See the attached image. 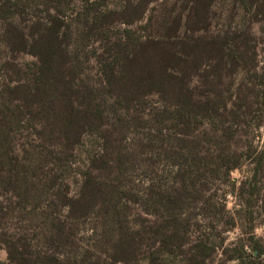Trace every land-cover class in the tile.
Instances as JSON below:
<instances>
[{
	"label": "trees",
	"instance_id": "trees-1",
	"mask_svg": "<svg viewBox=\"0 0 264 264\" xmlns=\"http://www.w3.org/2000/svg\"><path fill=\"white\" fill-rule=\"evenodd\" d=\"M143 1L134 6L135 11L129 10L133 5L128 3L123 15L139 12ZM254 5H264V1ZM199 7L193 6V12ZM8 8L2 1L0 19H4ZM46 10L50 23L44 30L35 32L30 28L24 33L6 17L2 28L8 49L24 51L38 59L32 79L5 86V104L12 118L6 114L2 127L10 129L12 122H21V113H28L40 150L35 149L37 159L33 164L23 165L13 161L4 145L9 178L20 184L16 204L27 225L17 238L6 237L7 226H0V243L5 244L12 264H128L140 255L148 264H159L163 252L174 256L192 242L187 235L191 208L196 203L211 204L210 200L215 204V193L209 201L201 196L209 187L210 172L216 175L222 169L226 182L232 171L243 165L246 153L229 149L234 127L224 122L227 113L236 118L242 115L240 109L228 110V99L235 93L232 105L240 107L243 92L241 88L232 91L219 84L221 71L234 66L240 54L237 50L215 49L212 43H195L181 55L160 40H139L131 29H125L123 40L113 44L116 53L112 60H103V55L94 51L101 74L92 81L89 75L80 78L81 67L76 62L84 48L82 39L75 37L80 41L76 47L71 48L68 40V47L58 49L64 44L62 38L66 41L74 29L63 9L55 7L54 13ZM113 14L98 13L95 22L98 19L104 25ZM85 17L86 9L70 19L86 23ZM180 19L176 15L171 29ZM41 25L37 22L33 27ZM93 29L90 25L88 32ZM207 61L209 64L204 63ZM203 63V82L196 87L186 86V80L195 71L198 74ZM149 94L158 96L162 110L140 115L142 107L137 108ZM260 96L264 109V89ZM201 122L206 124L205 129H201ZM132 124H137L138 133H143L132 135L131 144L125 145ZM7 129L4 128L5 139L9 137ZM85 136L96 139L100 149L98 153H88L72 182H64L62 175L53 170L62 165L72 167L70 160L76 156V149H81ZM263 157L261 151L256 158L259 165ZM49 158L54 163L50 173L45 167ZM29 171L34 180H29ZM135 171L144 180L142 187L132 185ZM237 195L249 213L246 230L252 236L258 182L242 181ZM226 197L231 199L233 195ZM221 203L227 211L225 198ZM134 206L141 211L137 213ZM16 207L0 209V225ZM230 216L233 228L237 219L231 212ZM26 227L33 228V238ZM246 246L241 244L238 254L229 258H242ZM252 247L254 258L263 254V245ZM215 248L210 238L198 239L190 247L195 257L208 255ZM187 264H193L192 259Z\"/></svg>",
	"mask_w": 264,
	"mask_h": 264
},
{
	"label": "rangeland",
	"instance_id": "rangeland-1",
	"mask_svg": "<svg viewBox=\"0 0 264 264\" xmlns=\"http://www.w3.org/2000/svg\"><path fill=\"white\" fill-rule=\"evenodd\" d=\"M2 1H6L9 8L8 13L3 15L4 19H0V158L4 160L0 163V209L8 211L10 205L17 206L10 218L7 221L3 220V225H0L7 226L8 234L6 237H19L27 223L24 222L25 219L21 215V207L16 204L20 184L17 181H11L9 178L8 158L3 157L4 145L8 146L9 156L13 158V161L23 165H28L30 162L33 164L37 159L36 150L40 149L38 139L34 135L33 124L29 123L28 113H21L19 116L21 122H12L10 129L2 127V121L7 118L6 114L12 118V114L5 104V86L8 83L15 85L20 80L32 79L38 66V59L35 56L24 51L8 49L2 39V28L6 17L9 23L22 29L24 33L28 32L30 28L36 30L35 32L39 31V28L44 30L50 23L46 9L49 11L51 9V12L54 13L56 7L63 9L66 21L74 28L66 41L61 36L64 44L58 49L63 48L64 45L68 47V40L71 48L76 47L77 43L80 42L77 39H82L84 48L76 56V62L81 67L80 78L89 75L92 81L100 78L101 74V64L98 62L94 51L97 54H102L103 60H112L116 53L113 44L119 39L123 40L125 29H131L136 39L139 40L146 38L160 40L165 47L181 55H183L184 49L195 43L202 45L212 43L215 49L221 48L225 52L237 50V53L240 54L237 57L238 62L234 66L222 70L220 83H217L222 85L221 87L232 88V91L241 88L243 92L240 107L237 105L233 107L232 105V102H235L234 99L237 98L235 93L228 99V110L240 109L242 115L240 118H236L227 113L224 121L225 125L233 124L232 127H234V129L232 128L234 130L233 136L229 139V149L246 153L241 160L243 165L240 169L232 171L226 182H223L224 171L222 169H219L217 174H214L215 176L210 172L208 175L209 187L202 192L201 196L202 200L209 201L210 195L215 193V196H218L215 199V204L213 205L212 200H210L211 204L209 202L205 204L196 203L195 207L191 208L193 215L189 221L191 226L187 235L192 242L187 243L174 256H169L163 252L158 263L187 264L188 259H192L193 264H264V252L258 258L252 256L254 252L252 246L263 245L264 247V157L262 165H259L256 160L261 155V151H264V109L262 105L260 106L263 101V97L260 95L264 89V5H254L259 4L261 0L253 2H251L252 0H144L139 12L132 14V16L130 14L123 15L126 5L131 3L133 7L129 10L135 11L134 6L138 5L141 0ZM196 4L200 7L193 12V6ZM84 9L88 12V17H85L86 23L83 19H70L72 15L75 16L76 13ZM257 9L258 15L255 16ZM107 11L114 12L111 18L104 25L98 19L96 23L97 14ZM176 15L181 16V19L173 24L175 29H171V22L174 21ZM126 20L131 21L127 23ZM37 22L42 25L33 27ZM90 25L95 27L91 33L88 32ZM145 26L148 27L145 28ZM108 47H111L110 50H104ZM54 58L56 59L57 55ZM204 63L209 64L208 61ZM204 63L198 74L195 71L186 80V86H200L205 77L203 76ZM201 88H203L202 85ZM142 101V104L137 108L139 110L142 107L140 115L145 112L162 110L163 106L156 94H149ZM249 107L250 110L247 111ZM236 123L238 124L236 125ZM135 125L137 124L129 126L125 145L131 144L129 137L143 133H138L140 128ZM200 127L205 129L206 124L201 122ZM4 128L9 131L8 139H5ZM99 149L96 139L85 136L81 149H76V156L70 160L69 166L72 167L66 168L68 165L57 166L53 171L59 172L64 182H72L78 165L83 163V159L88 153H98ZM49 163H47L48 166H45L46 169H49L47 170L48 173L52 172L54 166L51 158H49ZM160 167L163 166L160 165ZM28 173L29 180H34V174L30 171ZM134 176L136 180L132 185L142 187L144 180H141L140 175L137 176L136 171ZM242 181L258 182L259 196L253 207L256 227L252 236L246 230V223L249 222L247 219L250 218L249 213L237 195L238 187ZM232 182H234L235 187ZM229 193L234 198L228 199L226 195ZM224 198L227 211L221 203ZM134 208L137 213L141 211L139 206H134ZM230 212L237 219L236 226L233 228H230ZM196 223L199 225L197 226ZM26 230L28 236L33 238V228L26 227ZM204 238L211 239L216 246L215 251L213 250L214 252L208 255L192 256L191 245L196 240ZM241 244L247 245L244 256L235 259L229 258L238 254ZM0 264H12L4 243H0ZM128 264H148V262L145 256L140 255Z\"/></svg>",
	"mask_w": 264,
	"mask_h": 264
}]
</instances>
